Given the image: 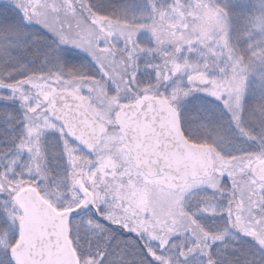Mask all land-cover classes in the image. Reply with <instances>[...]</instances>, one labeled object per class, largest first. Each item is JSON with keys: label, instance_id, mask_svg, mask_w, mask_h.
<instances>
[{"label": "snow or ice", "instance_id": "6c2138e0", "mask_svg": "<svg viewBox=\"0 0 264 264\" xmlns=\"http://www.w3.org/2000/svg\"><path fill=\"white\" fill-rule=\"evenodd\" d=\"M0 264H264V0H0Z\"/></svg>", "mask_w": 264, "mask_h": 264}, {"label": "rangeland", "instance_id": "374dc122", "mask_svg": "<svg viewBox=\"0 0 264 264\" xmlns=\"http://www.w3.org/2000/svg\"><path fill=\"white\" fill-rule=\"evenodd\" d=\"M112 3L120 5L127 2V0H111Z\"/></svg>", "mask_w": 264, "mask_h": 264}]
</instances>
